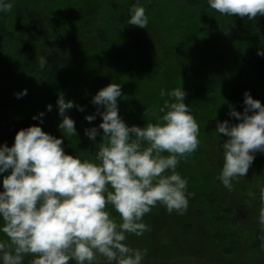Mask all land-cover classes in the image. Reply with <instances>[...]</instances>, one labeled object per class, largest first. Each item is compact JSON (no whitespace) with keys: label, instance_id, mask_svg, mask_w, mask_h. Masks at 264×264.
<instances>
[{"label":"trees","instance_id":"trees-1","mask_svg":"<svg viewBox=\"0 0 264 264\" xmlns=\"http://www.w3.org/2000/svg\"><path fill=\"white\" fill-rule=\"evenodd\" d=\"M5 2L11 7L0 11V144L10 147L18 130L39 125L66 140L62 146L66 153L90 159L101 136L93 142L84 130L98 127L102 120L91 103L99 89L110 82L120 83L118 115L128 125L143 127L154 122L168 98L161 97L160 90L181 85L186 92L184 102L199 125L200 140L197 150L176 167L191 193L185 211L190 222L186 233H197L203 241L209 238L214 250L220 249L225 258L236 256L238 263L247 254V264L257 255L264 257V231L258 223L264 153L256 152L246 176L234 179L228 190L218 179L223 163L219 145L227 137L215 131L218 121L239 122L228 112L230 108L243 112L245 91L264 105V56L257 55L258 49L264 50V27L259 15L248 19L221 14L207 0H138L148 17L143 29L127 23L129 8L137 0ZM224 28L229 31L225 33ZM32 30L34 38L29 34ZM22 89L27 94L16 98L14 93ZM60 95L74 103L66 115L74 120L77 136L64 137L58 128ZM48 104L51 111L46 110ZM41 111L43 123L32 119ZM94 111L96 119L86 121L85 116ZM9 171L0 174V181ZM228 206H239L247 214L246 221H234L236 233L233 225L225 226L230 219L224 213ZM106 207L110 214L116 212L111 205ZM189 210L197 219L189 216ZM229 212L233 217L238 214L237 210ZM168 239L162 245L164 253L160 252L165 258L174 252L176 241L169 235ZM0 240L8 238L0 233ZM152 243L158 250L154 235L134 245L153 257ZM30 259L32 255H26L23 264ZM95 264H106L104 257L97 254Z\"/></svg>","mask_w":264,"mask_h":264},{"label":"clouds","instance_id":"clouds-1","mask_svg":"<svg viewBox=\"0 0 264 264\" xmlns=\"http://www.w3.org/2000/svg\"><path fill=\"white\" fill-rule=\"evenodd\" d=\"M207 3L231 16L253 19L264 14V0ZM10 7L0 0V11ZM127 23L147 27L145 7L138 0L129 8ZM257 55L264 56V50L258 49ZM26 94L27 89L14 93L16 98ZM121 95V84L110 82L91 98L102 120L98 127L84 130L93 142L101 136L90 159L66 153L62 138L39 125L18 130L10 147L0 144V174L10 170L0 181V233L8 238L0 240V264H23L29 254V264H95L97 254L106 264H142L148 250L128 246L126 234L141 236L148 230L142 218L157 204L169 213L187 210L191 193L176 167L197 150L200 140L199 125L184 102L186 92L181 85L167 92L162 88L159 95L168 98L154 122L143 127L128 125L118 115ZM243 97V112L234 108L228 112L239 122L218 121L215 127L217 134L227 137L219 145L223 163L218 179L228 190L234 179L246 176L256 152L264 153V105L248 91ZM56 104L63 136H77L74 120L66 115L73 101L60 95ZM51 109V104L46 105L47 111ZM43 116L41 111L32 119L43 123ZM95 119V113L85 116L89 122ZM260 202L258 223L264 231V185ZM108 205L119 214L120 223L110 215Z\"/></svg>","mask_w":264,"mask_h":264},{"label":"rangeland","instance_id":"rangeland-1","mask_svg":"<svg viewBox=\"0 0 264 264\" xmlns=\"http://www.w3.org/2000/svg\"><path fill=\"white\" fill-rule=\"evenodd\" d=\"M35 30L29 31L30 37H33ZM39 34V33H38ZM38 38V37H37ZM20 92V91H19ZM95 113V111H94ZM93 114V113H92ZM97 115V114H96ZM66 141V140H65ZM65 141L63 142L62 146H66ZM238 203H236L237 205ZM235 206V205H233ZM229 207L224 209L225 215H227L230 219H226L227 222L225 226L233 225V233H236L237 226L235 227L234 221H242L245 220V216L247 215L245 210L241 209L239 206L236 207ZM237 210V215L232 216L229 210ZM254 208L251 207L249 212L252 211ZM188 210V209H187ZM190 212V210H189ZM251 214V213H248ZM113 218H115L117 223H120V217L117 212L110 214ZM193 215V210L190 212L189 216L192 217L194 220L197 219ZM143 222L148 226V230H146L141 236H136L134 234L128 233L126 234V240L124 241L128 246L136 248L134 244H138L143 241L144 238H149L151 235H154L155 241L157 246L159 247L158 250L154 248V244H150L151 250L154 248L153 257L148 254L146 255L148 258L146 259L147 262L145 264H237L236 256H229L226 257L222 253L220 249H213L212 246L214 245L211 243L209 238L200 239L196 235L187 234L186 230L188 227V222L185 219V212L183 214H178L175 211L169 213L166 211L165 207L157 204L154 206L150 212L146 213L143 218ZM186 228V229H185ZM184 232V233H183ZM250 232H248L249 234ZM251 234V233H250ZM168 235L172 236L176 240L174 243V252L169 254L166 258L160 252L165 247L164 242L168 241ZM194 237H190V236ZM190 239H189V238ZM155 244V246H156ZM244 244V241L242 242ZM169 242L167 243V246ZM191 251H190V250ZM164 253V252H162ZM167 254V253H165ZM249 254L246 255L245 259H241L240 262L242 264H247L245 261L248 258ZM31 260V259H30ZM145 260V259H144ZM252 264H257L256 262L263 264L264 257L261 255H257L254 259H252ZM144 262V261H143ZM238 264H241V263ZM144 264V263H142Z\"/></svg>","mask_w":264,"mask_h":264},{"label":"water","instance_id":"water-1","mask_svg":"<svg viewBox=\"0 0 264 264\" xmlns=\"http://www.w3.org/2000/svg\"><path fill=\"white\" fill-rule=\"evenodd\" d=\"M259 16H260V20H261L263 27H264V14H260Z\"/></svg>","mask_w":264,"mask_h":264}]
</instances>
